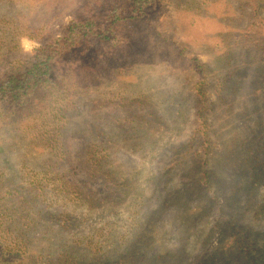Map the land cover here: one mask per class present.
Here are the masks:
<instances>
[{
	"label": "rangeland",
	"instance_id": "374dc122",
	"mask_svg": "<svg viewBox=\"0 0 264 264\" xmlns=\"http://www.w3.org/2000/svg\"><path fill=\"white\" fill-rule=\"evenodd\" d=\"M110 1L0 0V48L15 43L13 53L0 50V70L27 57L22 36L42 46ZM214 1L163 0V8L126 19L95 46L103 57L88 89L0 118V211L12 213L6 228L31 225L38 240L31 261L13 262L17 250L13 257L0 249V264H47V248L61 257L66 246L92 264L96 256L108 264H200L213 254L211 264L261 262L264 180L252 189L238 164L254 158L255 145L264 161V0L257 22L241 0ZM93 156L107 171L94 168ZM203 170L212 178L206 186ZM235 195L246 201L229 205ZM236 211L242 228L230 233L226 212ZM12 241L0 231V245Z\"/></svg>",
	"mask_w": 264,
	"mask_h": 264
},
{
	"label": "trees",
	"instance_id": "16d2710c",
	"mask_svg": "<svg viewBox=\"0 0 264 264\" xmlns=\"http://www.w3.org/2000/svg\"><path fill=\"white\" fill-rule=\"evenodd\" d=\"M241 1L250 6V9L254 12V18H256L255 22H257L260 19V11L263 7L260 4L263 0ZM212 4L214 3L212 2ZM163 5V0H111L110 3H107L106 7L99 3V7H91L86 10V13L82 17L70 21L62 36L44 43L36 51L35 55H27V57L17 60L13 65L14 67H8L6 71L0 70V118L6 117L5 115L8 116V114H16L18 111L35 110V108L45 110L52 107L56 98L64 92H71L73 89L79 88L78 86L88 89L91 81V76L89 75L93 71V65L100 60V57H103V53H100V56L97 53L95 56V46L102 42L112 40L115 35V29L126 19L142 17L148 11L163 8ZM210 6V4L205 5L207 12ZM224 14L225 12L221 16ZM13 39V37L10 38V46L4 45L0 50L6 48L9 52L12 51L13 53L15 51V49L13 50L15 47V43L12 44ZM0 54H5V52H0ZM234 72H230V75H233ZM199 73L203 76V70H200ZM200 80H204V76L200 77ZM203 84L199 82L195 86L200 100L204 96ZM221 98V101L225 99L223 97ZM57 111L63 112L61 108H58ZM201 115L203 114L200 112L199 116ZM61 116H65V113H62ZM62 120H58V122ZM53 125L56 130H59V123ZM99 131L91 130L94 135H98ZM250 148V152L255 154L254 158L241 162L238 164V167L241 170L239 175L253 189L254 186H257L258 182L264 180V161L261 160L259 154L263 150L261 146L255 145ZM92 159L94 168L98 167L99 169L107 171V164L103 162L102 157L95 158L93 156ZM211 179L210 172L203 170L199 182L203 186H206L211 183ZM130 180L127 179L121 186L128 187ZM55 181L59 182V179L56 178ZM59 186L67 189L61 182H59ZM73 194L77 197V200L83 201L88 206L92 205L88 200L78 195L77 192ZM23 197H20V201L23 200ZM241 200L246 201L239 195H235L234 199L230 197L229 205L233 202L240 204ZM24 201H27V199L24 198ZM240 205H236V207L238 208ZM210 208L209 206L208 209ZM258 211L264 214V200L260 203ZM8 212H10L8 209H6L5 214L0 211V231L12 234L13 241L9 245L1 244L0 249L8 251L11 256H13V250H17L18 258H15L13 262H29L33 258L32 256H27L30 248L38 242L30 234L34 229H31V225H29L24 227V229H22L23 227L19 228L15 226L12 230H9V226L6 228L4 221V217L6 216V219L11 218L12 213L8 214ZM238 212L236 211L234 214L226 212L229 220H231L230 222L226 221L230 233L232 231L238 232L242 228L236 225ZM11 221L16 224L15 218ZM17 229H20V231L16 232ZM235 237H237V243L239 245L244 246L246 244L242 236ZM245 239L247 238L245 237ZM50 245L51 243H49ZM41 248L43 250V245ZM47 249L49 250L48 255L52 256L51 261H48L47 264H75L74 261L81 262L82 264H92L91 261H87L86 259L76 260L72 254L74 251V247L72 246H66L63 249V253H61V257L59 254H55L57 248L50 247ZM260 256H264V249ZM100 259L99 256L94 257V260H97L94 264H108L107 260ZM212 262H214V254L206 257L200 264H211ZM33 264H36V262L33 261ZM259 264H264L263 257Z\"/></svg>",
	"mask_w": 264,
	"mask_h": 264
},
{
	"label": "clouds",
	"instance_id": "9594fccd",
	"mask_svg": "<svg viewBox=\"0 0 264 264\" xmlns=\"http://www.w3.org/2000/svg\"><path fill=\"white\" fill-rule=\"evenodd\" d=\"M20 47L23 53L27 55H35L36 51L41 47L40 43L28 36L20 38Z\"/></svg>",
	"mask_w": 264,
	"mask_h": 264
}]
</instances>
